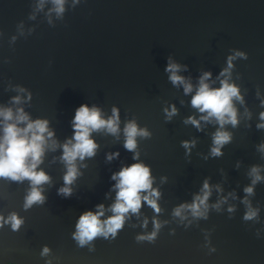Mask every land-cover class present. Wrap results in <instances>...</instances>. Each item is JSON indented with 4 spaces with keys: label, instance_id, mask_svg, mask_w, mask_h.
I'll list each match as a JSON object with an SVG mask.
<instances>
[{
    "label": "water",
    "instance_id": "obj_1",
    "mask_svg": "<svg viewBox=\"0 0 264 264\" xmlns=\"http://www.w3.org/2000/svg\"><path fill=\"white\" fill-rule=\"evenodd\" d=\"M63 9L58 14L53 0H0V109L12 110L8 122L23 109L54 132L45 133L37 166L50 177L38 186L44 203L26 209L31 182L0 177V216L15 212L23 220L16 231L0 221V264H264V127H257L264 124V0H64ZM169 57L191 92L169 79ZM205 72L210 88L224 80L238 87L235 126L203 120L207 113L191 105ZM81 104L98 107L105 119L117 108L119 131H93L95 155L77 158V176L65 185L62 146ZM129 121L150 133L136 137L134 151L124 147ZM5 123L0 116V138ZM218 130L231 139L213 156ZM136 162L151 169L160 211L142 200L114 238L79 246L72 235L79 216L98 204L102 221L113 215L112 175ZM253 167L261 177L255 184ZM62 187L71 195L59 193ZM204 191L203 215L188 207L174 214ZM249 211L256 215L246 220ZM153 232L154 240L137 239Z\"/></svg>",
    "mask_w": 264,
    "mask_h": 264
},
{
    "label": "clouds",
    "instance_id": "obj_2",
    "mask_svg": "<svg viewBox=\"0 0 264 264\" xmlns=\"http://www.w3.org/2000/svg\"><path fill=\"white\" fill-rule=\"evenodd\" d=\"M56 5L58 14L63 12L64 0H53ZM237 56H245L242 52H237ZM232 57H229V67H231ZM180 65L172 62L169 57L165 71L170 73L169 79L173 84H183L184 92L187 94L192 91L191 83L185 81L184 77L178 75ZM227 71V69H225ZM211 75L210 72H205L200 78L199 87L192 96L191 105L197 108L201 113H207L201 119L208 120L210 117H215L218 123L223 127L225 123H231L233 126L237 124V113L233 106V98L242 99L239 94V89L234 84L228 83L227 80L221 81L219 88H210L206 83L207 78ZM19 100V97L13 98ZM19 114L13 121V112L11 109H0V116L6 122L3 128V137L0 138V177L11 178L14 181L28 179L32 188L25 197L24 207L27 209L34 203H44L45 196L41 190L40 185L50 181L49 175L43 170H37V166L42 162V157L45 151L46 137H52L54 132L49 130L48 121L43 119L30 120L28 115L23 112V109L18 110ZM167 111V110H166ZM175 107L171 112H168V117L175 113ZM112 116L105 119L101 115V111L96 106L89 107L88 104H81L76 110L72 120V127L74 135L72 139L63 144V155L61 159L67 166V171L64 175L65 185H70L77 176V167L75 161L77 158L83 160L85 157H92L95 155L98 145L91 137L93 131L106 129L112 134L119 131V115L118 109L113 108ZM261 119L264 120V112L261 114ZM27 121L25 127L18 126V122ZM186 122L199 127V120L189 117ZM257 127H264V124H259ZM126 136L124 147L129 151H134L137 147L136 137H148L150 133L147 129L138 128L135 121H129L124 128ZM230 134L226 131L218 130L214 134L213 144L211 150L213 156L222 155L221 147L230 141ZM74 141V142H73ZM191 143H194L191 142ZM183 146L189 148L190 142L183 141ZM264 147V145H262ZM113 155H119L115 153ZM139 154L136 153V156ZM109 159L112 156L108 157ZM135 159V156H134ZM252 173H256L253 184L260 180L258 169L252 168ZM112 179L116 180L113 186L117 189L116 200L110 206L113 215L101 220L100 217L104 215L105 207L103 204H98L97 211L86 210L80 216L76 223V231L72 234L73 238L78 242L79 246L93 241L98 236L107 238L109 234L114 238L118 230L122 229L125 221V215L129 212L138 213L141 208L142 200L151 206L156 212L160 211L157 200L153 197L160 195L157 189L152 187L151 169L148 165L142 162H136L131 165L122 167L119 172L113 173ZM203 188L209 189L208 181H204ZM70 187H62L58 190L65 196L71 195ZM246 193L251 194L253 188L251 186L244 189ZM142 193H147L141 195ZM209 195L208 191H204L203 196H197L190 205L181 204L174 210L175 215H181L183 208L191 209L193 215H203L200 205L204 204ZM231 211V209H230ZM256 213L249 211L245 214L244 219H252ZM0 221L10 223L14 231L18 230L23 220L17 213H11L7 220L0 216ZM158 228L159 223L154 222ZM156 233L153 232L147 236H137L138 240L148 239L154 240ZM49 249L44 247L42 255L47 254Z\"/></svg>",
    "mask_w": 264,
    "mask_h": 264
}]
</instances>
